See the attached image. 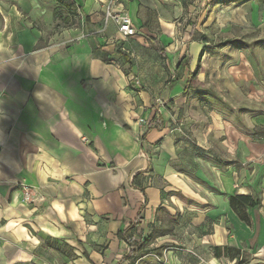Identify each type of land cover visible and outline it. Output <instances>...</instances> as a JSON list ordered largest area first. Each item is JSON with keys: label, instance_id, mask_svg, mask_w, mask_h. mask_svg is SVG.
<instances>
[{"label": "crops", "instance_id": "1", "mask_svg": "<svg viewBox=\"0 0 264 264\" xmlns=\"http://www.w3.org/2000/svg\"><path fill=\"white\" fill-rule=\"evenodd\" d=\"M38 1L0 0V264L42 263L48 256L64 264H157L143 246L128 257L130 246L118 234L145 202L132 185L136 173L148 201L135 239L141 228L149 235L160 210L169 209V191L186 184L178 160L184 142L169 127L174 110L157 100L163 92L170 99L185 92L188 79L178 69L170 81L156 58L157 67L138 74L144 88H136L128 60L143 61L140 48L151 44L137 34L124 37L106 19L111 0H75L77 22L55 33L34 26ZM113 9L127 11L136 29L141 23V0H122ZM155 53L169 59L167 50V58ZM193 58L188 49L180 57L186 66ZM197 74L204 82L203 68ZM140 118L162 129L148 130ZM229 129L228 154L244 170L248 137L237 136L244 145L234 147ZM224 213L231 227L233 220L239 230L246 227L229 207ZM226 222L206 236L212 246L198 239L188 251L202 255L214 247L206 264L231 262L217 254L237 245ZM176 248L169 264L194 262ZM257 249L264 258V235Z\"/></svg>", "mask_w": 264, "mask_h": 264}, {"label": "rangeland", "instance_id": "2", "mask_svg": "<svg viewBox=\"0 0 264 264\" xmlns=\"http://www.w3.org/2000/svg\"><path fill=\"white\" fill-rule=\"evenodd\" d=\"M38 4L34 26L39 29L61 32L78 20L71 0H40ZM105 14L107 19V10ZM138 17L137 35L156 36L169 59L159 58L151 46L142 44L143 61L128 60L136 88H144L139 72L146 65L157 67L158 58V66L168 70L170 81L176 79L178 69L182 78L186 75L188 89L173 99L163 92L157 100L159 107L174 110L169 127L184 142L178 160L184 162L180 169L186 184L169 191L168 196H173L169 209L160 210L149 235L141 228L138 236L147 237L135 239V246L150 249L145 253H152L148 258L157 264H169L167 256L175 247L192 255V264H206L204 256L209 257L214 247L195 255L188 246L198 239L200 246H212L207 238L214 235L217 224L227 220L237 245L221 247L220 255L231 259L225 264H264L257 249V237L264 235V0H141ZM185 49L194 54L189 66L180 59ZM197 64L204 70V82L197 79L198 74L190 76ZM230 126L235 130L234 147L244 145L237 136L248 137L244 170L227 151ZM232 163L237 164V172ZM238 195L250 196L259 204L247 206ZM226 207L246 225L243 230L234 220L232 227L228 225ZM56 250L64 252L62 247ZM42 258L45 261L34 264H64L60 258Z\"/></svg>", "mask_w": 264, "mask_h": 264}, {"label": "trees", "instance_id": "3", "mask_svg": "<svg viewBox=\"0 0 264 264\" xmlns=\"http://www.w3.org/2000/svg\"><path fill=\"white\" fill-rule=\"evenodd\" d=\"M74 1L75 0H73V2ZM146 39L148 40V42L151 44V46L155 50H157L160 54H162L164 57H166L165 46L163 45V43L158 38H156L153 35H148V36H146ZM191 59H192V57L188 58L189 63L191 62ZM199 70H200V65L198 64L196 66L195 70L190 74V76L197 75ZM187 89H188V85L185 86L184 91H187ZM153 128L162 129V125L160 124V122L159 123L150 122L148 124V130H151ZM138 176H139V173H136L134 175L133 181H132V185L136 189L140 190L141 193L144 194L145 202L143 203L142 207L140 208V211H139V214H138L137 218L132 223H130L129 226H127L125 229L121 230L119 232V234H118L119 237L121 239H123L130 246V254L128 255V257H131L134 254V252H135V250H134V246H135V231L141 224V219L143 218V215H144L143 214L144 213V209H145V207L147 205V201H148L145 189L142 186H140L139 184L136 183V179H137ZM237 199L241 200V202H243L245 205L250 206V207H256L259 204L258 201L252 200V198L250 196H247V195H238ZM217 253L218 254L220 253L218 251V249H217Z\"/></svg>", "mask_w": 264, "mask_h": 264}, {"label": "built area", "instance_id": "4", "mask_svg": "<svg viewBox=\"0 0 264 264\" xmlns=\"http://www.w3.org/2000/svg\"><path fill=\"white\" fill-rule=\"evenodd\" d=\"M117 1L118 0H111L110 5L107 7V19H113L116 22L119 32L124 37H132L137 34L136 26L134 25L133 19L127 11H115L113 9V5L117 3ZM139 122L142 125H148L144 118H140ZM25 199H29V195L27 193L25 194Z\"/></svg>", "mask_w": 264, "mask_h": 264}]
</instances>
